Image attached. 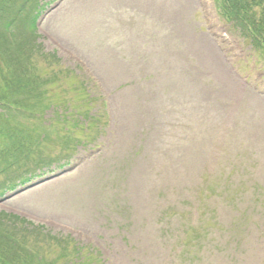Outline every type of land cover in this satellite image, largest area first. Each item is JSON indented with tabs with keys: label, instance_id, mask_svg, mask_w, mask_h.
Segmentation results:
<instances>
[{
	"label": "rangeland",
	"instance_id": "obj_1",
	"mask_svg": "<svg viewBox=\"0 0 264 264\" xmlns=\"http://www.w3.org/2000/svg\"><path fill=\"white\" fill-rule=\"evenodd\" d=\"M30 1L44 6L31 72L61 107L24 121L53 128L0 175L17 183L0 211L80 247L58 264H264V60L222 36L213 0ZM102 100L98 126L80 118Z\"/></svg>",
	"mask_w": 264,
	"mask_h": 264
},
{
	"label": "trees",
	"instance_id": "obj_2",
	"mask_svg": "<svg viewBox=\"0 0 264 264\" xmlns=\"http://www.w3.org/2000/svg\"><path fill=\"white\" fill-rule=\"evenodd\" d=\"M215 1L220 15L230 23L233 32L243 37L264 60V0ZM43 8L30 0H0V175H10L25 168L24 160L30 159L32 145L44 140L40 131L46 132L47 126L38 123L30 127L24 121L29 122L36 111L39 119L45 107H61L54 100L44 104L42 95L46 96L48 91L39 90L38 77L31 72L32 52H36L38 46L41 48L37 22ZM40 53L46 61L60 63L54 54ZM90 102L93 101L89 100V105ZM64 108L67 107L63 105ZM80 112L93 126H97L102 113L104 115L102 111L97 115L87 110ZM36 157V163L42 164L41 153ZM48 158L52 159V156ZM4 189L1 184L0 196ZM68 245L69 242L61 243L60 239L45 233L43 226L0 211V264H58V260L67 256L80 255L78 245L71 251ZM53 247L60 248L57 261L44 260L45 248ZM76 264H83V261Z\"/></svg>",
	"mask_w": 264,
	"mask_h": 264
}]
</instances>
